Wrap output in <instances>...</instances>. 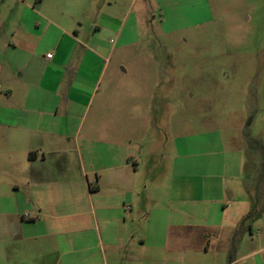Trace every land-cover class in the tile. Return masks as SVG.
<instances>
[{"label": "rangeland", "instance_id": "1", "mask_svg": "<svg viewBox=\"0 0 264 264\" xmlns=\"http://www.w3.org/2000/svg\"><path fill=\"white\" fill-rule=\"evenodd\" d=\"M116 3L0 0V47L12 40L14 26L19 23L26 32L29 28L39 58L47 60L49 54L56 55L55 39L60 33L44 22L42 15L55 13L56 8L74 15L79 8L77 15L86 29L92 22V10L102 9L106 15L128 13L123 34L127 38L104 32L93 39L84 33L86 40L92 38L91 48L102 47L106 73L79 121L81 133L65 140L63 148L76 151L78 144L81 148L85 144L91 158L97 138L88 135V129L98 115L128 118L129 123L123 125L129 128L127 133L135 136L137 131L140 136L135 141L145 140L150 143L149 150L161 154L155 159L160 172L153 171L154 180L146 192L150 213L131 225L136 241L144 237L146 246L141 249L129 242L130 256L145 264H229L230 257L232 264H264V0ZM1 72L0 119L3 115L25 116L21 96L17 92L14 97L6 96L11 85L5 83L16 78V71ZM141 116L151 123L139 124ZM24 142L14 124L0 120V264H35V259L50 252L70 264L76 259L65 253L77 236H42L47 224L58 231L70 220L39 218L35 224H26L33 220L24 215H34L21 209L23 192L28 191L23 182L29 176L24 170ZM74 158L77 161L76 153ZM238 161L239 168L232 171L230 167ZM179 166L188 173L199 170L204 176L217 172L234 177L233 187H227L230 199L225 202L228 215L236 213L241 218L237 226L226 229L220 238H212L203 228L207 206L186 205L184 227L171 231L166 240L162 228L167 211L174 208L170 200L172 178ZM88 179L93 183L96 177L90 172ZM205 231L210 243L203 238ZM205 244H210L208 251ZM97 254L104 264L100 249Z\"/></svg>", "mask_w": 264, "mask_h": 264}, {"label": "crops", "instance_id": "2", "mask_svg": "<svg viewBox=\"0 0 264 264\" xmlns=\"http://www.w3.org/2000/svg\"><path fill=\"white\" fill-rule=\"evenodd\" d=\"M117 1L119 4L120 0ZM78 12L79 8L74 15L56 8L55 13L42 15L43 21L60 33V37L55 39L56 55L52 58H39L36 43L28 33L29 28L26 32L19 23L14 26L12 40L5 41L0 47L4 60L0 63L1 71L17 73L16 78L5 83L11 85L6 96L14 97L17 92L26 113L16 118L3 115L0 119L14 124V130L25 140L24 170L29 172V176L23 182L28 191L23 192L21 209H29L34 215V218L24 215L33 220L27 225L35 224L39 218L71 221L63 223L64 229L58 231L52 224H47L42 235L44 238L63 233L77 236L71 240L72 249L65 253L76 259L68 262L70 264H101L98 249L104 264H145L130 256L128 243H134L141 249L146 246L144 237L140 236L136 241L131 225L150 213L146 192L152 186L153 171L159 169L160 172L155 159L161 154L149 150L150 143L145 140L135 141L140 136L137 131L135 136L127 133L129 128L123 125L129 123L128 118L104 119L98 115L91 119L88 129V135L97 138L91 158L85 144L83 148L78 144L76 151L63 148L65 140L70 141L81 133L79 121L84 119L91 97L106 73L102 47L91 48L92 38L98 39L104 32L115 34L117 38H127L123 34L129 20L128 13L106 15L102 9L99 12L92 10V22L83 29L85 26L79 20ZM84 33H88L91 40H86ZM140 120L139 124L151 123V119L144 116ZM263 126L260 131L257 128L256 136L260 135ZM112 143H115L112 145L114 148H111ZM235 158L239 159L238 156ZM239 165L238 161L230 168L235 171ZM147 170L149 175H146ZM187 171L179 166L178 174L172 178L170 200L174 208L165 215L162 233H167L168 240L171 231L184 227L186 212L183 208L186 205L195 208L204 205L208 213L203 228L212 238H220L226 229L237 226L241 220L236 213L228 215L226 209L225 201L230 199L227 187H233L234 177L217 172L204 176L198 174L199 170L194 171L197 173ZM221 171L225 172V169ZM90 172L96 177L95 184L88 179ZM17 188L21 189V185ZM127 207L129 213L125 212ZM206 231L203 238L210 243ZM21 234L24 235L20 231ZM208 249L210 244H205L204 250ZM55 254L47 253L45 257L35 259V264H67L59 261Z\"/></svg>", "mask_w": 264, "mask_h": 264}, {"label": "trees", "instance_id": "3", "mask_svg": "<svg viewBox=\"0 0 264 264\" xmlns=\"http://www.w3.org/2000/svg\"><path fill=\"white\" fill-rule=\"evenodd\" d=\"M249 140V139H248ZM261 148L263 149V152H264V145H261ZM233 263V261H232V259H231V257H230V262H229V264H232Z\"/></svg>", "mask_w": 264, "mask_h": 264}, {"label": "built area", "instance_id": "4", "mask_svg": "<svg viewBox=\"0 0 264 264\" xmlns=\"http://www.w3.org/2000/svg\"><path fill=\"white\" fill-rule=\"evenodd\" d=\"M48 58H52V55L50 54V55H48Z\"/></svg>", "mask_w": 264, "mask_h": 264}]
</instances>
